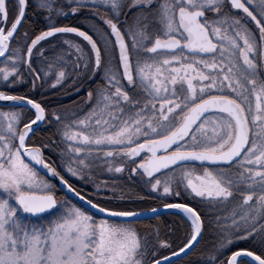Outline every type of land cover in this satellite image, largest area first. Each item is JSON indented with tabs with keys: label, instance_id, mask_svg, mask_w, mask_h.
Here are the masks:
<instances>
[{
	"label": "snow or ice",
	"instance_id": "6c2138e0",
	"mask_svg": "<svg viewBox=\"0 0 264 264\" xmlns=\"http://www.w3.org/2000/svg\"><path fill=\"white\" fill-rule=\"evenodd\" d=\"M5 107L0 264H264V0H0Z\"/></svg>",
	"mask_w": 264,
	"mask_h": 264
},
{
	"label": "flooded vegetation",
	"instance_id": "af4514ba",
	"mask_svg": "<svg viewBox=\"0 0 264 264\" xmlns=\"http://www.w3.org/2000/svg\"><path fill=\"white\" fill-rule=\"evenodd\" d=\"M28 15L31 17L32 16V12H29ZM63 19V18H61ZM71 18H69L68 20H70ZM67 20V21H68ZM66 22V21H65ZM31 25H30V22L26 21L25 24H24V28H30ZM23 31V29H21ZM77 40H79V38H76ZM56 43H59V41H55ZM103 73H100L99 75H97L96 77H94L93 81H90L89 83L92 84L93 87L99 85L101 83V77H102ZM20 94H22L24 91H27V89H18ZM87 87L83 88L81 93L79 95L75 94L74 92H65L64 90H60V91H55V92H48L46 93V100L45 102H49L51 101V104L53 107H61V108H69V109H72L74 111H79V108L80 107H84V105L80 104V101H81V98L83 96L86 95L87 93ZM38 99H40V97H37ZM0 110H3V111H9L10 109L8 108H0ZM41 129H43V125H40L39 126ZM45 136L47 135H50V133H43ZM38 136L40 135V133L37 134ZM70 179V178H69ZM101 180L105 179V177L101 176L100 177ZM75 183V186H79L77 188H80V186H82L81 184H77L76 182ZM118 184H120L121 186H128V187H133V188H136L135 185H132L130 181H127V174L124 175V178L123 179H120L117 181ZM235 201H233L232 204H229L227 205L224 209H223V213L225 215H230L231 214V211L233 210V207L235 205ZM163 207V206H162ZM166 223V221L164 222ZM211 231V229H210ZM211 239H212V236H207L205 238V240L203 242H207V244H203L201 245H198L197 246V251L195 252L197 255H199L200 253V250L202 249H205L206 248V245L210 244L211 242Z\"/></svg>",
	"mask_w": 264,
	"mask_h": 264
},
{
	"label": "trees",
	"instance_id": "16d2710c",
	"mask_svg": "<svg viewBox=\"0 0 264 264\" xmlns=\"http://www.w3.org/2000/svg\"><path fill=\"white\" fill-rule=\"evenodd\" d=\"M65 23H69L70 25H83L85 23V21L74 20V19L71 18L70 20L66 21ZM81 30H83V27L81 28ZM44 46L46 48L49 47V45H47V44H45ZM18 92H19V90H18ZM13 94H15V93H13ZM136 191H137V189L135 190V192ZM127 197L128 198H134V196L132 197L131 194H130V196H127ZM163 203H164V201H162V200H152V199H150V200H147V201H145L143 203L131 204V205H128V206L134 208L138 212H144V211L150 210L152 207H158V208L162 207ZM165 221H166V223H164ZM174 221L176 223H179V217L175 216V215H167V216H162L160 218L152 219V220H149V221L138 222L137 227L141 230L142 233H147L149 231H153L157 226H159L161 235L163 236L164 234L168 233L171 229L175 228V223H173ZM169 226L171 227V229L169 231H166V233H163L164 232V228L166 227V229H167V227H169ZM179 235H182V232L179 233ZM208 235L212 236L210 230H209L208 233L205 234V238ZM203 244H207V242L206 241L205 242L202 241L201 244H200V247ZM190 258L197 259V258H199V255H197L196 253H193Z\"/></svg>",
	"mask_w": 264,
	"mask_h": 264
},
{
	"label": "water",
	"instance_id": "95a60500",
	"mask_svg": "<svg viewBox=\"0 0 264 264\" xmlns=\"http://www.w3.org/2000/svg\"><path fill=\"white\" fill-rule=\"evenodd\" d=\"M159 209H160V212L155 214V215H153L150 211L149 212H144L145 215L140 217L139 222L155 219V218L162 217V216H165V215H173L172 213H173L174 210H165L164 208H159Z\"/></svg>",
	"mask_w": 264,
	"mask_h": 264
},
{
	"label": "rangeland",
	"instance_id": "374dc122",
	"mask_svg": "<svg viewBox=\"0 0 264 264\" xmlns=\"http://www.w3.org/2000/svg\"><path fill=\"white\" fill-rule=\"evenodd\" d=\"M62 39L63 38H61V41H62ZM61 41H59V43L61 42ZM3 111V110H2ZM70 179H72V178H70ZM77 184H80L79 182H76ZM77 187H79V186H77ZM80 187H82V186H80ZM123 188H124V191H125V193L127 194V196H130V194H131V196L133 197L134 196V193H135V190H136V188H133V187H128V186H122ZM88 189L87 188H85V191H87ZM120 194V190L119 189H117V195H119ZM158 218H160V217H158ZM156 219V218H155ZM147 221H149V220H147ZM153 228V227H152ZM171 229V227L169 226V227H167V229H166V227L164 228V232L163 233H166V231H169ZM165 235V234H164Z\"/></svg>",
	"mask_w": 264,
	"mask_h": 264
}]
</instances>
